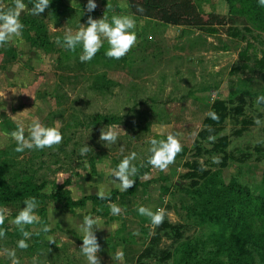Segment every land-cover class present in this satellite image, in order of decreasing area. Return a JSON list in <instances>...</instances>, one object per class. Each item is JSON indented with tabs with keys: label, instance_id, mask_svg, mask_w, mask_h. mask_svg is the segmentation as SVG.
<instances>
[{
	"label": "rangeland",
	"instance_id": "1",
	"mask_svg": "<svg viewBox=\"0 0 264 264\" xmlns=\"http://www.w3.org/2000/svg\"><path fill=\"white\" fill-rule=\"evenodd\" d=\"M120 1L94 0L98 7L88 13V0H50L41 16H33L35 0H24L22 38L0 47V182L10 189L29 180L45 185L40 196L0 198L10 212L0 252L14 249L20 264H87L77 225L91 215L101 219L95 233L101 264H120L115 253L121 249L123 264H137L144 251L145 264H264V103H256L264 95V7L258 0H193L204 20L213 15L220 25L179 30L135 18L137 44L120 60L105 55L107 40L90 62L79 59L82 45L66 50L65 32L87 26L89 15H105L109 23L114 15L131 16L118 8ZM216 102L227 114L214 128L205 127ZM35 118L47 127L59 120L63 142L16 152L11 132L23 123L27 136ZM108 125L125 132L116 144L100 141ZM204 129L210 135L202 139ZM170 133L178 135L183 151L162 172L147 163L149 140ZM222 137L227 147L212 151ZM85 145L92 150L81 155ZM132 152L136 182L121 192L110 182L111 171ZM193 165L209 172L207 180ZM192 172L197 177L187 176ZM101 186L109 199L97 197ZM31 197L39 202L41 223L24 226L32 235L23 250L17 247L23 236L9 222ZM84 197L100 201L70 204ZM110 202L122 214L113 215ZM140 206L165 208L164 222L177 229L154 227L138 213ZM45 224L52 225L48 233L41 231ZM230 241L236 247L228 250ZM0 264L11 260L0 255Z\"/></svg>",
	"mask_w": 264,
	"mask_h": 264
},
{
	"label": "clouds",
	"instance_id": "2",
	"mask_svg": "<svg viewBox=\"0 0 264 264\" xmlns=\"http://www.w3.org/2000/svg\"><path fill=\"white\" fill-rule=\"evenodd\" d=\"M258 4L264 7V0H258ZM50 6V0H35L30 9V14L33 16H41ZM126 7L127 5H122ZM98 7L94 0H88L86 11L93 12ZM28 10V6L24 0H12V5H6L3 0H0V47L21 39L23 35L24 25L21 22L22 13ZM225 10L227 6L225 5ZM145 9L138 6L137 12L143 13ZM136 28V20L133 16H112L111 22H108L107 16L101 19H93L91 15L88 16L87 26L80 24L77 31L73 32L68 30L63 37V46L66 50L75 51L77 46L82 45V54L79 59L81 62H90L98 51L103 47L104 41L107 40L109 48L105 55L110 59L120 60L125 57L137 44V35L134 31ZM57 43H61L57 39ZM5 96V94H3ZM257 104L264 103V95H260L256 99ZM207 116L214 121L219 120V116L210 111ZM14 117V116H13ZM254 123L261 126L262 121L256 119ZM100 130V141L106 144H116L120 134L125 133L119 125H108ZM61 123L59 120L55 122V126L47 127L43 125L39 118H35L28 126V135H25V127L23 123H18L17 130L11 132V138L16 142L14 149L18 153H23L27 150H44L45 148H53L63 142V134L61 132ZM210 141H214L215 137L210 136ZM151 145L149 151L151 153L147 163L159 171L166 172L170 165L175 163L178 154L183 151V145L176 134H168L166 139L157 140L151 138L149 140ZM92 149L85 145L80 150L81 155H86ZM121 146V152H123ZM137 154L124 156L115 169L111 171V184L119 188L121 192H125L132 188L136 182L133 177L137 175L138 169L133 164L136 160ZM213 163H220L218 157L213 158ZM143 179H149L145 174ZM97 197L101 200L109 199L104 187L101 186L100 190L96 193ZM110 210L113 215H120L122 210L115 203L110 202ZM39 207V202L35 197L28 198L24 201V207L19 213L10 220V226L18 228L23 236V239L17 242V247L26 250L29 247L27 241L31 238L32 233L26 231L24 226L41 223V218L36 214ZM138 213L142 216H147L154 227L160 226L166 215L169 213L165 208H157L153 212L150 208L140 206L137 209ZM9 209L0 207V238L6 236L7 230L4 229L5 221L9 217ZM53 219V213H50ZM54 222L56 220L53 219ZM115 228L116 225H113ZM52 225L45 224L41 231L48 233L51 231ZM78 231L82 234V246L80 247L81 254L86 258L87 264H101V257L99 253L102 251L98 242L96 231L101 229V219L91 215H84L82 221L77 225ZM39 234V233H37ZM49 243H55L52 236L47 237ZM0 255H6L11 264H20L19 259L16 257L14 249H3ZM125 253L124 251L117 250L115 253V260L123 264ZM35 261V258H34Z\"/></svg>",
	"mask_w": 264,
	"mask_h": 264
},
{
	"label": "trees",
	"instance_id": "3",
	"mask_svg": "<svg viewBox=\"0 0 264 264\" xmlns=\"http://www.w3.org/2000/svg\"><path fill=\"white\" fill-rule=\"evenodd\" d=\"M128 10L130 12V15L137 19H148L152 21L159 22L164 25L169 26H182V27H190V28H205V27H211L220 25V22H212L214 19H218L217 17L210 15L207 20H204L201 16L197 6L194 4L193 0H126ZM143 7L145 11L143 13L137 12V7ZM213 30H210L212 32ZM243 55V54H242ZM262 63V61H260ZM241 100V99H240ZM211 111H214L218 116L219 120L214 121L210 117H207L203 121V126L214 128L216 124H220L224 117L226 116V107L223 102H216L212 108ZM241 108H237V113H241ZM240 135V132H236ZM210 133L208 129H204L203 131H200L198 134V137L205 139L207 136H209ZM212 151H223L224 148L227 147V138L222 137L217 139L216 143H213ZM191 169H196L201 173L200 178L207 180L209 176V172L203 171L200 166L193 165L191 166ZM187 176L194 178L197 177L195 173H188ZM211 179H208L210 182ZM207 181V182H208ZM70 181H65V185L69 184ZM193 185L197 186L198 184L196 182L192 183ZM45 185L41 186H35L34 182L32 183V180L18 183L14 189H10L8 186L2 184L0 182V198L3 197V200H9V199H19V198H25L28 196H40L39 192L43 190ZM218 195V194H215ZM212 196V195H211ZM53 197V196H52ZM231 197V196H230ZM54 198H56V195H54ZM98 199L96 197H84L81 200L74 202L72 200L70 201V204L72 207H82L83 203L85 201H97ZM100 201V200H98ZM1 202V201H0ZM235 209V206L230 207L229 212H233ZM163 229H170V230H176L177 228L169 223L163 222L160 225ZM154 240V239H153ZM228 240V239H227ZM155 241V240H154ZM232 247H236V244L234 242L230 241L228 250L232 249ZM145 253H148L144 251L142 253L138 260L137 264H145L142 263L141 258L144 256ZM244 256H246L244 254ZM168 258L169 255H166Z\"/></svg>",
	"mask_w": 264,
	"mask_h": 264
},
{
	"label": "crops",
	"instance_id": "4",
	"mask_svg": "<svg viewBox=\"0 0 264 264\" xmlns=\"http://www.w3.org/2000/svg\"><path fill=\"white\" fill-rule=\"evenodd\" d=\"M122 5H127V2H126V0H121L119 3H118V8L122 11V13L124 14L125 12L127 13V11H128V6H126V7H123ZM139 20V19H138ZM139 21H141V20H139ZM144 21H148V22H150V23H153V24H160L159 22H156V21H152V20H148V19H144ZM161 25V24H160ZM162 25H164V24H162ZM167 27H168V25H167ZM171 29H177V28H179V30H191V29H193L194 30V28H190V27H177V26H169ZM196 29V28H195ZM197 30V29H196ZM195 30V31H196Z\"/></svg>",
	"mask_w": 264,
	"mask_h": 264
}]
</instances>
